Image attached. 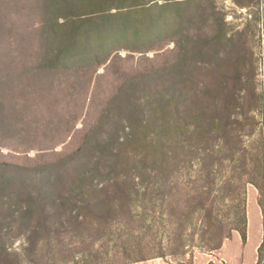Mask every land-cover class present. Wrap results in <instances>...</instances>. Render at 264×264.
Here are the masks:
<instances>
[{
  "label": "rangeland",
  "instance_id": "obj_1",
  "mask_svg": "<svg viewBox=\"0 0 264 264\" xmlns=\"http://www.w3.org/2000/svg\"><path fill=\"white\" fill-rule=\"evenodd\" d=\"M167 3L144 42L94 57L83 25L55 60L45 0H0V264H264V0ZM148 74L161 170L127 142L110 162L80 151L124 142L108 101L135 78L144 102Z\"/></svg>",
  "mask_w": 264,
  "mask_h": 264
},
{
  "label": "trees",
  "instance_id": "obj_2",
  "mask_svg": "<svg viewBox=\"0 0 264 264\" xmlns=\"http://www.w3.org/2000/svg\"><path fill=\"white\" fill-rule=\"evenodd\" d=\"M157 1L166 3L157 5ZM168 1L173 0H45L47 5V28L52 38L49 44L50 46L54 44V47L48 52L47 58L55 60L62 57L64 60L72 58V56L74 58L80 48L79 40L82 41V39H84L82 42H84L85 49L92 47V42H98V49H93L91 53L94 57L101 52L100 47L125 42L124 40L129 37V34L132 35V41L144 42L162 26L159 17L149 19L147 24L146 17L152 11L160 13L164 8L172 7L170 5L172 3H167ZM58 18H62L63 22L57 23ZM83 25H90L91 27L87 29L85 37L80 39L78 28ZM125 48L134 50L137 47ZM188 70L187 63L183 62L182 65H180V62L177 63V72L182 71L183 74L187 75L184 80L182 77L184 84L190 78ZM154 75L143 76L149 82L148 86L152 91L161 82V80H154ZM139 85V81L132 78L122 86L117 94L111 97L107 104L106 113L108 117L106 116L105 120L109 119L111 113L115 114L117 112L120 115L118 122L122 121L123 123V125H120L121 131L128 129V133L124 135V142H119L122 137L118 135L115 137L114 145L107 149L105 146L109 144L96 140L92 141L89 138L83 143V148L80 151L90 149L92 152L90 157L99 153L93 157L94 160H102L103 158V160L110 162L117 159L115 154L127 142L134 150L140 151L143 159H153V164L160 169L165 146L161 143V133L165 130L164 121L167 119L168 113H165L163 100L155 99L157 93L155 90L153 94H148L149 98L147 97L144 100L145 103L142 101L139 103L138 100L134 99L133 94ZM169 88L174 89L175 84ZM147 117L151 118V122L147 120L146 124ZM196 117L198 118V115ZM157 122H159V125H157ZM172 122L175 124L174 119ZM143 131L146 133L141 138L140 135ZM149 132L153 138H149V134H147ZM94 160H91V162H94ZM0 167L2 166L0 165ZM116 167L117 163L110 164V168L116 169ZM49 169L51 172L52 168ZM9 195L12 196V194ZM30 200L31 198L26 202L27 211L31 209ZM62 200V198H58L55 201L58 203ZM28 242L29 245H33L34 239L29 238Z\"/></svg>",
  "mask_w": 264,
  "mask_h": 264
}]
</instances>
